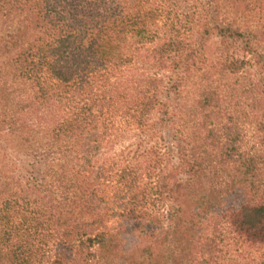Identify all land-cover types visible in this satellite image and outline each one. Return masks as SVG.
Returning a JSON list of instances; mask_svg holds the SVG:
<instances>
[{"label":"trees","instance_id":"obj_1","mask_svg":"<svg viewBox=\"0 0 264 264\" xmlns=\"http://www.w3.org/2000/svg\"><path fill=\"white\" fill-rule=\"evenodd\" d=\"M229 238L264 253V0H0V264Z\"/></svg>","mask_w":264,"mask_h":264},{"label":"rangeland","instance_id":"obj_2","mask_svg":"<svg viewBox=\"0 0 264 264\" xmlns=\"http://www.w3.org/2000/svg\"><path fill=\"white\" fill-rule=\"evenodd\" d=\"M232 238L226 239L220 245L221 253L216 264H264V253Z\"/></svg>","mask_w":264,"mask_h":264}]
</instances>
